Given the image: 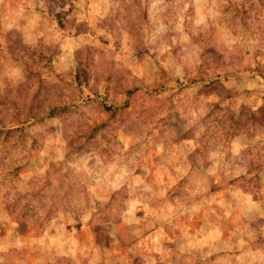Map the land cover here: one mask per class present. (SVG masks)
I'll list each match as a JSON object with an SVG mask.
<instances>
[{
	"label": "rangeland",
	"instance_id": "374dc122",
	"mask_svg": "<svg viewBox=\"0 0 264 264\" xmlns=\"http://www.w3.org/2000/svg\"><path fill=\"white\" fill-rule=\"evenodd\" d=\"M0 264H264V0H0Z\"/></svg>",
	"mask_w": 264,
	"mask_h": 264
}]
</instances>
